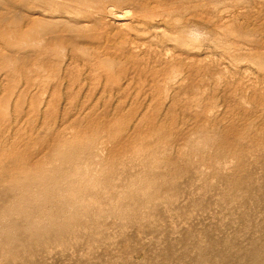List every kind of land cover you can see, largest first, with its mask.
<instances>
[{
    "label": "rangeland",
    "instance_id": "rangeland-1",
    "mask_svg": "<svg viewBox=\"0 0 264 264\" xmlns=\"http://www.w3.org/2000/svg\"><path fill=\"white\" fill-rule=\"evenodd\" d=\"M0 264H264V0H0Z\"/></svg>",
    "mask_w": 264,
    "mask_h": 264
}]
</instances>
